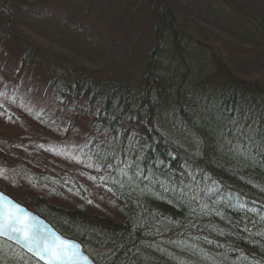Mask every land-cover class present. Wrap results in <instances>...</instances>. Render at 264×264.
Listing matches in <instances>:
<instances>
[{
  "label": "trees",
  "instance_id": "1",
  "mask_svg": "<svg viewBox=\"0 0 264 264\" xmlns=\"http://www.w3.org/2000/svg\"><path fill=\"white\" fill-rule=\"evenodd\" d=\"M60 1L83 4L85 11L102 5L101 0ZM140 1L154 4L143 21L148 41L155 43L141 77L130 83L95 78L45 52L36 55L39 47L22 42L25 36L14 34L0 14V57L7 58V43L20 41L19 74L32 60L48 68L44 93L68 119L67 131L78 133L81 121L89 128L78 161L92 165L94 184L119 201L122 218L91 215L85 204L57 206L40 195L34 211L61 234L78 239L97 264H264V153L252 146L264 144V84L236 76L219 58L205 56L202 65L199 41L196 46L188 40L193 38L179 28L168 0ZM251 3L213 0L208 14L237 44L255 45L252 31L264 33V0ZM1 5L4 16H13L12 8ZM166 47L176 59L164 72L156 61ZM12 74L0 80V92L10 93L16 85ZM43 113L35 116L43 119ZM234 145L251 151L242 154ZM14 147H4L5 152L14 155ZM24 156L30 157L24 162L32 158L27 151ZM20 161L0 158V168L24 173ZM32 175L51 184L47 176ZM63 183L83 193L75 176ZM0 264L40 263L0 250Z\"/></svg>",
  "mask_w": 264,
  "mask_h": 264
},
{
  "label": "rangeland",
  "instance_id": "2",
  "mask_svg": "<svg viewBox=\"0 0 264 264\" xmlns=\"http://www.w3.org/2000/svg\"><path fill=\"white\" fill-rule=\"evenodd\" d=\"M5 1H0L2 8H12L14 17L4 16L0 11L3 16L1 20L9 21L6 23L14 27V34L21 32L25 36L22 42L25 40L27 45L34 43L39 47L41 53L36 55L43 57L45 52L46 56L70 62L95 78L110 77L127 83L136 82L153 50L155 42L151 39L148 41V23L143 21L151 13L152 2L101 0V6L94 5L91 10L85 11L83 4L72 6L60 0ZM212 1L168 0L179 28L193 38L188 40L196 46L195 41H199V49L204 51V57L199 60L202 65L206 58L208 61L219 58L236 76L264 84V33L259 35V31L254 32L250 26L257 43L250 46L237 44L232 35L223 34V29L208 14ZM240 1L243 3L244 0ZM251 4L256 5V0H252ZM133 18L137 22L135 27ZM153 37L151 34L150 38ZM22 42L17 41L14 46L7 43V58L0 57V80L3 77L11 78L13 73L16 82L10 93L4 91V98L6 102L8 99L11 102L8 106L16 105L17 111L23 112L22 117L14 122L0 117V158L5 157V162L11 164L15 162L16 154L24 157L26 151L32 158L27 162L24 160L29 156L19 160L27 167L22 174L16 172L17 169H0V186L8 188L7 192L16 195L30 208H34L33 200L40 195L57 206L71 209L85 204L86 211L91 215L108 216L114 221L121 219L119 201L107 189L94 184L91 164L78 161L84 130L89 128L81 121L77 127L78 133L67 131L63 122L68 119L55 109L48 94L44 93L49 82L48 68L32 60L26 71L19 74L18 56L22 51L19 44ZM159 52L156 62L165 72L174 64L176 56L169 47ZM18 76L20 78L16 80ZM13 98L18 101H12ZM44 111L43 119L35 116L37 112ZM13 143L14 155L4 153V147L8 149ZM32 170L40 173V176L50 177L52 183H34L30 176ZM71 175L82 186L81 195L75 188L63 183L70 181ZM58 178L62 183L55 182Z\"/></svg>",
  "mask_w": 264,
  "mask_h": 264
},
{
  "label": "snow or ice",
  "instance_id": "3",
  "mask_svg": "<svg viewBox=\"0 0 264 264\" xmlns=\"http://www.w3.org/2000/svg\"><path fill=\"white\" fill-rule=\"evenodd\" d=\"M241 135L251 143V138H248L245 133ZM252 146L264 153V144H252ZM234 147L242 154L251 151L250 148H241L240 145H234ZM121 174L127 177L126 171L122 170ZM127 178L129 181L132 180V177ZM0 235H5L10 240L21 241L29 252L45 264H80L81 261L87 264L88 261L76 245L49 232L30 213L2 192H0Z\"/></svg>",
  "mask_w": 264,
  "mask_h": 264
},
{
  "label": "water",
  "instance_id": "4",
  "mask_svg": "<svg viewBox=\"0 0 264 264\" xmlns=\"http://www.w3.org/2000/svg\"><path fill=\"white\" fill-rule=\"evenodd\" d=\"M1 192V191H0ZM6 197L10 198L9 196L5 195ZM13 201H15L14 199H12ZM18 203V201H15ZM19 204V203H18ZM26 212L30 213V215L35 218L36 220H38L49 232L51 233H55L56 235L61 236L63 239H66L68 241H71L74 245L77 246V248L79 249V251L88 258L87 264H96V262L88 255V253L83 249L82 244L77 240V239H72V238H68L64 235H61L53 226L51 223L48 222V220L44 219L42 216L38 215L36 212H34L31 209H27L26 207H24L23 205L19 204ZM0 238H3L7 241L12 242L13 244H15L16 246L22 248L25 252H27L29 255L31 254L35 259H37L39 262L45 264V262L40 261L38 258H36L34 256L33 253L29 252L27 248L24 247V244L21 241L18 240H10L7 236L5 235H0ZM80 264H84L83 261L80 262Z\"/></svg>",
  "mask_w": 264,
  "mask_h": 264
}]
</instances>
